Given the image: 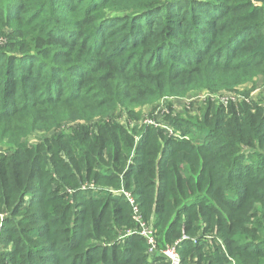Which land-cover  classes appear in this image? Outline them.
<instances>
[{"label": "trees", "instance_id": "1", "mask_svg": "<svg viewBox=\"0 0 264 264\" xmlns=\"http://www.w3.org/2000/svg\"><path fill=\"white\" fill-rule=\"evenodd\" d=\"M258 77L264 0H0V264H264Z\"/></svg>", "mask_w": 264, "mask_h": 264}, {"label": "rangeland", "instance_id": "2", "mask_svg": "<svg viewBox=\"0 0 264 264\" xmlns=\"http://www.w3.org/2000/svg\"><path fill=\"white\" fill-rule=\"evenodd\" d=\"M243 88L244 87H240L239 91L236 93L237 94L242 93L245 95V93H244L245 90H242ZM225 94H228V93H225ZM248 94H249V92H248ZM260 94H264V80L262 78L258 77L255 80V84L253 86L252 91L250 92V96L252 99H255ZM204 95H205L204 91H197V92L191 93L185 97L162 98L158 102H156L153 105V107L150 108V110H146V112L142 116L141 122L153 120V119H154V121H156L157 120V114L167 112L168 107L173 108L177 113H182L184 111H186L188 113H194L196 111L199 112L198 111V105H200L201 102L203 101ZM95 120L90 121V122H94ZM70 126H71L70 124H66V127L64 129H61V130L68 131L71 129ZM49 133L50 132H48V133H46V132L32 133L27 137L26 141L30 144L36 143L40 139H42L44 136L48 135ZM1 218H3V217H1Z\"/></svg>", "mask_w": 264, "mask_h": 264}, {"label": "built area", "instance_id": "3", "mask_svg": "<svg viewBox=\"0 0 264 264\" xmlns=\"http://www.w3.org/2000/svg\"><path fill=\"white\" fill-rule=\"evenodd\" d=\"M225 93H228V94H225ZM221 94L222 95H218L217 98L225 104L229 101H236V100L239 101L240 99L244 98V96L240 95L239 93L237 94L234 92H224ZM206 97L213 98V96H211L205 92L203 99H205ZM160 114H162V113H158L157 116ZM157 121L158 120L154 121V119H153V120H148V121H143V122L147 123V124L157 125ZM113 192H116V190H113ZM122 194L125 196L128 203L132 206V209L134 212V220L137 223V226L135 228L127 229L124 232V235H131V234L139 235L146 242L147 254L148 255H154V253L157 252L158 250L156 247L157 241H156V238L154 235V230H153L152 226L147 224L146 222H144L142 220L140 214L137 211L136 205L134 204V200H133L132 196L130 195V193L127 191H123ZM176 244H177V242H174L173 244L166 245L163 249L159 250V252L164 256L166 264H181L179 254H178V251L176 249Z\"/></svg>", "mask_w": 264, "mask_h": 264}]
</instances>
